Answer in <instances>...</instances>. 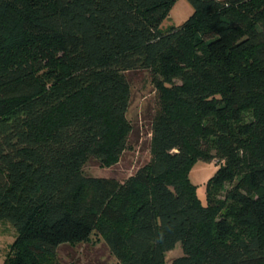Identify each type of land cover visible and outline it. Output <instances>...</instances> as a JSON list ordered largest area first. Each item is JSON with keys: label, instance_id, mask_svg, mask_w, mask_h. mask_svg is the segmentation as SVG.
I'll list each match as a JSON object with an SVG mask.
<instances>
[{"label": "trees", "instance_id": "obj_1", "mask_svg": "<svg viewBox=\"0 0 264 264\" xmlns=\"http://www.w3.org/2000/svg\"><path fill=\"white\" fill-rule=\"evenodd\" d=\"M0 0L1 264L100 236L121 264H264V0ZM36 44H58L49 61ZM157 93L150 159L123 180L130 75ZM218 167L202 205L186 169Z\"/></svg>", "mask_w": 264, "mask_h": 264}, {"label": "rangeland", "instance_id": "obj_2", "mask_svg": "<svg viewBox=\"0 0 264 264\" xmlns=\"http://www.w3.org/2000/svg\"><path fill=\"white\" fill-rule=\"evenodd\" d=\"M192 8L186 0H174L169 7L167 16L162 20L160 27L180 25L190 14ZM58 44L49 47L36 44L32 50L35 56L49 61L60 54ZM157 106V93L149 74L137 72L130 75L129 106L126 118L132 128L127 148L120 160L113 166L103 167L95 161H88L84 166V173L95 177H112L118 180L125 179L136 169L150 159L148 143L150 138V123L152 112ZM218 165L198 159L192 160L187 169V177L195 187L196 197L202 205L207 204L206 185L213 176ZM15 230L6 222H0V264L2 263L15 237ZM182 254L177 243L165 254V264ZM57 264H121L109 251L103 239L93 233L86 242L74 245H61L56 253Z\"/></svg>", "mask_w": 264, "mask_h": 264}]
</instances>
